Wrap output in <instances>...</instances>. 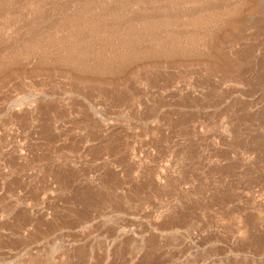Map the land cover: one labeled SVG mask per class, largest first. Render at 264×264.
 I'll return each instance as SVG.
<instances>
[{"label": "rangeland", "instance_id": "obj_1", "mask_svg": "<svg viewBox=\"0 0 264 264\" xmlns=\"http://www.w3.org/2000/svg\"><path fill=\"white\" fill-rule=\"evenodd\" d=\"M167 1H20L6 35L79 16L92 57L43 44L0 75V264H264V0ZM205 2L246 22L220 44L234 68L154 49ZM105 31L143 52L99 61Z\"/></svg>", "mask_w": 264, "mask_h": 264}, {"label": "bare ground", "instance_id": "obj_2", "mask_svg": "<svg viewBox=\"0 0 264 264\" xmlns=\"http://www.w3.org/2000/svg\"><path fill=\"white\" fill-rule=\"evenodd\" d=\"M9 1H11V4H15V6H16L15 12L13 14L9 13L7 10L8 9L7 3ZM20 1L21 0H18V2L16 4L15 0H0V75L3 72V70L11 68L10 66L14 65L17 62L19 54H23V55H27V56H31V55L33 56L34 54L37 53L38 50L46 49V48L42 47L43 44H45L47 46V48H49V49L55 47L59 50L61 49V50L66 51L68 53L67 58H66L67 62L74 64V66H76L75 64H77L80 69L81 68L85 69V67L88 68V66H87L88 60H89L88 58L92 54V50H91V47H89V44L86 41H84L82 38H80V36H79L80 30H81L80 28L83 27V23H84L83 22L84 19L82 20L79 16L75 19V22H74L75 28L74 29H70V28L66 27L67 25H65L64 36L59 37L56 35V33H54V31H52V32L50 31V28L51 29L56 28V24L44 25L45 22H42L41 19L38 21L36 19L24 20L23 23H21V26H23L22 28L25 27V30L23 32H20L21 31L20 29H22V28H19L18 30H16L17 32H15V35L14 34H12L11 36L6 35L4 33V31L6 29H8L9 21L10 20L16 21V19H15L16 18V12L19 9H21L22 12H25L27 10L24 7V6H26V3H21ZM174 1H176V0H174ZM177 1L179 2L180 0H177ZM177 1H176V3L174 2L176 9L179 8L180 7L179 5H182V3L185 0L182 1V3L179 5H178ZM167 2H166V4H169V5L171 4L170 1L168 3ZM187 2H188V0H186V3ZM208 2H205V5ZM28 3L32 6V9L36 12L37 11L35 9L36 6L32 5V3H30V1H28ZM172 3H173V1H172ZM201 3H200V5H201ZM164 4H165V1H164ZM220 4L222 6L218 7L219 8L218 11L215 10V9H217V7H215V9L207 7L208 4L206 6L204 5L205 8L203 7L202 8L203 10H201L198 7L197 9L200 10V12L199 13L196 12L197 14H195L194 13L195 11H194L193 14H195V15L190 16L188 18V21L182 20L181 16H180L181 18L179 17V14L182 12L181 9H180L181 12L178 10L180 12L178 14L179 18H176V16H174L172 14L175 17V20H173L172 23H171V21H168V19H166V18L163 19L162 26L165 29L170 28V26H172V24H173L174 28L176 27V29L178 31L176 30L177 33L175 31L170 32V33H168V31H166L169 34V36H171V37L160 41V46L159 47L154 46L155 47L154 49H157V50H159V52H162V53L163 52H165V53L171 52V54H172V51H176L181 55V54H188L189 52L198 50L200 46H202L203 44L205 45V43H206V46L210 44L208 46L210 53L212 55L219 56L218 54H221L220 53V49H221L220 44L223 42V40L233 39L234 38L233 35L238 33V31H240L246 23V22L244 23V20L242 19V17L240 19H232V18L231 19L229 18L230 20L229 19H223V16L225 17L227 12L230 10V8H229L230 6L224 7L225 4L223 5L221 2H220ZM197 5H199V3ZM172 6L173 5H171V7L170 6H167V7L174 9ZM195 6H193V7H195ZM164 8H166V6ZM170 8H168V10L166 12H168ZM181 8H183V7H181ZM170 12H168V13H170ZM189 12L190 11H188V13ZM191 12H192V10H191ZM173 13H174V11H173ZM183 14H184V12H183ZM163 15H164V13H163ZM163 15H161V16H163ZM172 15H170V16H172ZM164 17H165V15H164ZM171 18H173V17H171ZM187 22H188V24H186ZM40 25H44V26L41 27ZM187 25L190 26L191 30H188L190 28H187V27H189ZM223 27H226V28L224 30H222ZM148 28L146 27V29H148ZM171 28H173V26ZM171 28H170V31H172ZM56 29H59V27ZM91 29L93 31V27ZM129 29H131V27H129ZM164 30H161L160 32H162ZM122 31L123 30H121V32ZM108 32L109 31H105L106 36H102L101 34L97 35L99 40L101 42H103V45L106 48L105 54L102 51L97 52L96 58L99 61L111 62L112 60L110 58H112V56L114 58H117V59H130L131 56H137L141 52H143L141 50V48H142L141 45H142L143 40L135 42L134 41L135 39L133 40V38H132L133 36L132 37L128 36L129 37L128 39L121 41L123 43V45L127 47V50L125 51L122 48L123 45L120 44L121 47L119 46L118 49L120 50V48H121V51L123 49V52L118 51L117 49H115L114 45L112 44V42H113L112 39L115 38L116 35H118V36L121 35V33L115 35V34L111 33V31L109 33ZM164 32H163V34H164ZM166 32H165V34H167ZM115 33H117V31ZM123 33H124V31H123ZM132 34H133V32L130 35H132ZM143 36L141 35V36H139V38L143 39L144 38ZM183 39L186 40L187 41L186 43H188V44L185 45L184 44L185 41ZM115 46L117 47V45H115ZM109 48H111V49L114 48L115 50L112 49L109 52ZM107 49H108V51H107ZM144 52H146V51H144ZM174 53L175 52H173V54ZM109 54L112 56H109ZM212 55H211V57H212ZM221 56L213 58V59L211 58L212 60H209V61L207 58L206 59L207 61L204 62L203 64L210 65V66H215V65L227 66L230 69L235 67V60L233 62L230 60H226L228 57L222 58ZM90 57H92V55ZM113 62H114V59H113ZM103 63H106V62H103ZM1 77L2 76H0V78ZM0 82L3 83V79Z\"/></svg>", "mask_w": 264, "mask_h": 264}]
</instances>
